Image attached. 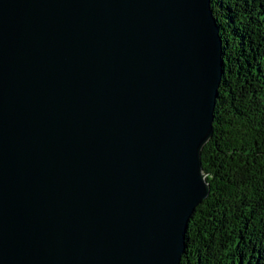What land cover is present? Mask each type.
Wrapping results in <instances>:
<instances>
[{
  "label": "water",
  "instance_id": "95a60500",
  "mask_svg": "<svg viewBox=\"0 0 264 264\" xmlns=\"http://www.w3.org/2000/svg\"><path fill=\"white\" fill-rule=\"evenodd\" d=\"M223 73L211 0H0V264H181Z\"/></svg>",
  "mask_w": 264,
  "mask_h": 264
},
{
  "label": "trees",
  "instance_id": "16d2710c",
  "mask_svg": "<svg viewBox=\"0 0 264 264\" xmlns=\"http://www.w3.org/2000/svg\"><path fill=\"white\" fill-rule=\"evenodd\" d=\"M224 73L181 264H264V0H211Z\"/></svg>",
  "mask_w": 264,
  "mask_h": 264
}]
</instances>
